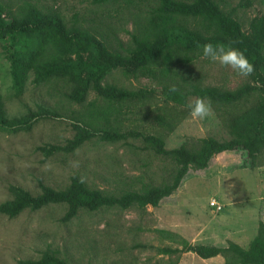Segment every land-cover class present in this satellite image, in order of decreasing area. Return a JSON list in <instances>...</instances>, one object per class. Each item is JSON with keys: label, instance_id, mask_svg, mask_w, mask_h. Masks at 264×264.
<instances>
[{"label": "trees", "instance_id": "trees-1", "mask_svg": "<svg viewBox=\"0 0 264 264\" xmlns=\"http://www.w3.org/2000/svg\"><path fill=\"white\" fill-rule=\"evenodd\" d=\"M120 0H92L93 4H113L119 12ZM143 0H126V7L134 6V30L131 42L115 45L111 23L101 35L76 22L68 24L63 12L56 7L45 8L32 0L19 4L0 0V70L4 77L0 89V132L17 135L31 131L37 120L48 117L73 119L74 135L64 143L38 146L48 159L57 153H73L93 139L106 144H127L128 139H140L142 149L170 159L173 168L167 180L160 184L142 182L140 188L120 192L94 187L79 172L70 176V183L56 188L39 181L41 192L33 194L23 186L11 184V197L0 203V213L16 218L26 210L37 211L51 205H66L60 218L70 223L82 211L158 207L175 193L189 177L191 170H205L216 155L224 152H244L246 164L255 168L264 157V13L252 17L247 24L239 16V9L249 7L244 0L230 7L224 0H156L141 6ZM110 13V12H109ZM103 24V22H101ZM247 25V26H246ZM107 33V36L104 35ZM241 50L253 64L255 71L247 81L229 88L203 82L201 74L190 71V66L203 57L197 44H228ZM120 72L126 78L146 76L154 80L153 87L129 88L107 79ZM40 87L50 84L63 95L67 103L83 105L82 110H67L38 104L37 110L28 108L19 115L8 113L7 104L20 99L29 84ZM175 86L178 91L170 92ZM4 89V91H1ZM91 92L94 97L89 100ZM164 105L154 109V127L150 130H123L124 114L134 107H144L157 98ZM197 98L211 102L231 138L220 140L202 137L167 148L165 135L172 132L190 113L188 105ZM151 111V112H153ZM164 131L166 133H164ZM243 158V153L241 154ZM243 160V159H242ZM231 163L226 170L232 171ZM258 232L248 247L230 240L227 246L191 243L180 234L156 229L163 238L176 246L166 245L158 250L165 255L195 252L203 259L224 256L222 264H264V208L259 210ZM22 264H73L48 246L37 259H26ZM172 264H177L173 262Z\"/></svg>", "mask_w": 264, "mask_h": 264}, {"label": "rangeland", "instance_id": "rangeland-1", "mask_svg": "<svg viewBox=\"0 0 264 264\" xmlns=\"http://www.w3.org/2000/svg\"><path fill=\"white\" fill-rule=\"evenodd\" d=\"M15 5L22 0H4ZM45 8L60 9L68 24L76 22L101 35L107 30L104 23H111L116 29L113 42L128 46L134 30V6L126 7V0H120L119 12L116 5L93 4L92 0H32ZM138 1V0H137ZM156 0H143L141 6L153 4ZM244 0H224L235 6ZM249 7L239 9V16L247 24L254 16L264 13V0H251ZM107 6V7H106ZM110 12V13H109ZM103 22V24L101 23ZM247 26V25H246ZM107 36V33H104ZM1 50V47H0ZM0 62H7L2 56ZM190 71L201 74L203 82L209 85L236 88L247 81L230 67L221 66L207 58H200L190 66ZM4 77L0 70V89ZM107 82L139 88L153 87L157 83L146 76L126 78L116 72ZM1 91H4L2 89ZM94 97L91 92L89 100ZM144 107H134L124 114L123 130L138 129L157 132L154 127V109L164 105L159 96ZM38 104L68 115L71 110H82L83 105L67 103L63 95L44 84L37 87L29 84L20 99L7 104L8 113L19 115L28 108L37 110ZM153 111V112H151ZM73 119L69 117L37 120L31 131L17 135L0 132V203L10 198L9 186L16 184L33 194L41 192L39 181L56 188L70 183V176L79 172L91 186L120 192L128 188H140L144 183L160 184L168 179L173 168L170 159L142 149L140 139H128L127 144H104L97 140L87 142L73 153H57L48 159L38 146L48 143H64L73 137ZM167 132V131H166ZM164 131V133H166ZM166 147H179L192 140L214 136L220 140L230 139L224 120L211 106V114L201 120L190 113L178 123L172 132L165 135ZM243 153V158L241 154ZM243 159V160H242ZM262 165L248 166L244 152H224L216 155L213 163L205 170H191L189 177L171 196L158 207L148 206L146 210L108 209L95 213L82 211L70 223L60 222L66 205L57 204L31 211L26 210L16 218L0 213V264H22V260L37 259L48 246L58 249L60 255L73 264H222L224 256L203 259L195 252L181 255H165L160 247L176 246L169 238H163L156 229H166L180 234L189 242L227 246L236 241L248 247L258 232L259 210L264 208V157ZM232 171L226 170L231 163ZM215 198L224 208L217 211L210 205Z\"/></svg>", "mask_w": 264, "mask_h": 264}, {"label": "clouds", "instance_id": "clouds-1", "mask_svg": "<svg viewBox=\"0 0 264 264\" xmlns=\"http://www.w3.org/2000/svg\"><path fill=\"white\" fill-rule=\"evenodd\" d=\"M234 41L228 44L211 42L204 44H197V47L202 50V55L213 62H218L221 66L230 67L235 70L240 76L248 77L255 71L253 64L244 55V53L232 47ZM175 86L170 88V92H177ZM190 109V116L192 118L205 119L211 114V102L204 98H197L194 104L188 105Z\"/></svg>", "mask_w": 264, "mask_h": 264}, {"label": "built area", "instance_id": "built-area-1", "mask_svg": "<svg viewBox=\"0 0 264 264\" xmlns=\"http://www.w3.org/2000/svg\"><path fill=\"white\" fill-rule=\"evenodd\" d=\"M210 205L216 209L217 211H220L224 208V205L217 199L213 198L211 201H210Z\"/></svg>", "mask_w": 264, "mask_h": 264}, {"label": "crops", "instance_id": "crops-1", "mask_svg": "<svg viewBox=\"0 0 264 264\" xmlns=\"http://www.w3.org/2000/svg\"><path fill=\"white\" fill-rule=\"evenodd\" d=\"M216 159V158H215ZM236 242V241H235Z\"/></svg>", "mask_w": 264, "mask_h": 264}]
</instances>
